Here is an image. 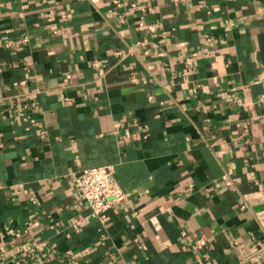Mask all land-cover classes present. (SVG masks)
<instances>
[{
  "label": "crops",
  "instance_id": "crops-1",
  "mask_svg": "<svg viewBox=\"0 0 264 264\" xmlns=\"http://www.w3.org/2000/svg\"><path fill=\"white\" fill-rule=\"evenodd\" d=\"M263 92L264 0H0V264H264Z\"/></svg>",
  "mask_w": 264,
  "mask_h": 264
},
{
  "label": "built area",
  "instance_id": "built-area-1",
  "mask_svg": "<svg viewBox=\"0 0 264 264\" xmlns=\"http://www.w3.org/2000/svg\"><path fill=\"white\" fill-rule=\"evenodd\" d=\"M118 2V0H115ZM66 17V15L64 16ZM27 83V79L21 81ZM264 99V92L261 95ZM45 133L41 130V134ZM77 190L86 202H88L92 215L105 220L108 212L118 204H125L128 200V194L121 186L116 175V169L113 164L98 165L85 168L76 177ZM39 221L33 222L34 226L39 225ZM207 244L205 238H198L195 245L202 248Z\"/></svg>",
  "mask_w": 264,
  "mask_h": 264
}]
</instances>
